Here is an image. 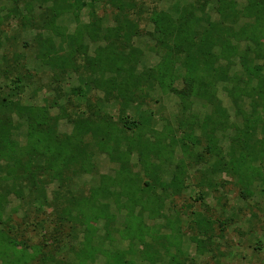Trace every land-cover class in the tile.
<instances>
[{"label":"trees","instance_id":"16d2710c","mask_svg":"<svg viewBox=\"0 0 264 264\" xmlns=\"http://www.w3.org/2000/svg\"><path fill=\"white\" fill-rule=\"evenodd\" d=\"M7 1L15 4L16 12H19L20 4L28 12L32 11V2L41 6L51 4L47 9L50 17L45 23L53 28L58 16L69 12L79 14L83 8H88L90 22L87 31L79 29L75 34L63 35L58 39L59 43L39 34L32 45H28L29 49H33L37 62L54 74L53 81L76 73L88 89L101 92L106 98L115 92L114 97L125 103L123 107L129 100L142 96L145 90L156 85L166 87L168 73L177 63L184 70L183 88L170 87L169 92L180 100H189L224 82L234 60H239L242 75L235 76L239 89L232 93L231 100L236 106L243 97L252 100L250 112L245 113L239 108V114L245 115L246 130L255 132L257 126L253 121L258 117L257 111L259 108L264 111V0H242V9H238L239 4L235 0H211L217 20H212L210 11H207L209 0L206 4L194 0L193 3L174 4L168 10H152V25L158 36L154 52L160 55V62L142 73L136 72L141 52L126 47L134 38L141 36L136 21L131 19L137 17L136 13H131L135 10L133 0ZM100 1L116 9L113 27L104 28L97 16L95 5ZM84 40L101 45H97L90 55ZM108 42L112 46L104 47ZM242 46H245L243 51ZM1 59L7 61L5 55ZM16 63L19 65L20 61ZM19 70L15 65L12 71L3 70L0 64V74L5 80V86L0 85V264H31L41 253V249L36 247H31V253L27 247L18 249L21 241L4 232L3 227L10 226V217L5 221L4 215L10 200L23 203L26 214L35 208V203L39 207L42 206L41 201L47 204L46 187L53 183L57 187L52 193V207L56 210L59 206L64 208L57 224L60 232L56 237L61 238L56 245L72 255L77 264H96L100 256L106 260L105 264H134L131 257L138 245L142 250L143 257H139L142 263L155 264L160 253L154 247L163 242L161 246L169 253L168 244L158 225L149 222L163 218L165 195L171 192L180 194L186 175L180 163L170 182L164 183L159 168L173 154L170 150L173 145L178 144L183 149L187 144L178 141L170 129L165 134L168 143L164 140L151 145L141 138L127 135L139 130L142 120L139 123L121 117L114 123L106 116L101 118L102 115L92 114L91 107L86 110H90L89 114L80 111L70 115L59 104L58 97L47 106L22 105L20 100L14 101L5 93V88L11 84L19 95L25 93L24 82L30 75ZM208 92L207 100L213 107V113L198 123L193 120L196 117H189L187 127L192 132L194 126L202 130L208 141L206 151L210 154L214 149L215 132L221 120H226V113ZM54 108L59 110V115L51 116ZM14 116L26 124L24 146L12 139ZM63 118L72 127L70 135H61L57 131L58 119ZM246 130L241 131V139L237 138L235 148L230 150L229 167L236 176L241 173L246 159V152L239 155L236 152L237 145L242 143L246 151L252 148V140ZM85 137H88L87 141ZM92 148L106 154L109 162L115 165L113 177L101 176L96 186L73 190L71 181H66L67 172L74 166L79 174L87 172L91 167ZM135 153L141 155L140 162L144 166L143 169L140 166L138 172L133 171L131 164ZM258 158L256 155L253 160L258 162ZM142 170L145 180H142ZM121 215L122 223L116 227L115 222ZM30 218L28 215L25 221ZM90 220L92 225L88 222ZM165 220L166 226L175 232L172 220ZM100 222L101 237L98 236L100 229H96ZM24 226L27 223L24 222ZM64 229L69 231L65 235ZM78 231H82V236H79L80 232L77 234ZM90 232H94L93 235ZM103 243L107 246L104 247ZM170 258L176 261L174 256ZM42 261L44 264L50 261L65 264L64 259L55 260L49 256H44Z\"/></svg>","mask_w":264,"mask_h":264},{"label":"rangeland","instance_id":"374dc122","mask_svg":"<svg viewBox=\"0 0 264 264\" xmlns=\"http://www.w3.org/2000/svg\"><path fill=\"white\" fill-rule=\"evenodd\" d=\"M200 1L206 4L208 0ZM235 1L239 4L238 9H242L244 2ZM186 2L193 3L194 0H133L135 10L131 13H136L137 17H131V19L136 21L141 36L134 38L130 44H126V47L127 49L136 48L141 52L136 68L137 73H142L160 62V55L154 52L157 48L158 36L152 25L151 11L168 10L174 4L182 5ZM50 6L51 4L41 6L37 2H32V11L28 12L20 4L19 12H16L15 4L0 0L1 67L3 70L6 68L12 71L15 65L20 72L23 70L22 73L30 75L29 80L24 82L26 88L22 96L17 90L14 91L12 84L9 88H5V93L14 101L20 100L22 105L32 107L47 106L58 97L59 104L70 115L86 111L88 107H91L92 114L102 115L101 118L106 116L114 123H117L121 117H127L130 121L139 123L142 120L140 129L128 132L127 135L141 138L142 141L150 142L151 145L164 140L168 143L165 134L172 129L176 139L186 143L187 147L182 149L180 145L175 144L170 148L173 154L164 161L165 163H161L160 177L164 183H169L180 163L183 164L186 175L184 188L180 194L175 195L171 192L165 195L163 218L149 222L158 225L160 233L168 244L169 253H166L165 248L161 246L163 242L154 247L160 253L155 264H264V111L261 108L257 111L258 117L255 118L258 120L253 121L257 126L255 132L247 131L244 127L245 115L239 114V108L249 113L252 100L243 97L237 106L231 100L232 93L238 92L239 89L235 76L242 75L239 60H234V65L230 68L224 82L216 84L212 90L209 92L207 90L206 94L189 100H180L169 92L170 87L178 90L183 88L184 70L177 63L168 73L169 81L166 87L156 85L153 89L145 90L142 96L133 101L129 100L123 107L125 103L114 97L115 92L106 98L103 93L88 89L76 73H69L60 77L58 81L56 80L57 82L53 81L54 74L37 62L33 49H29L28 46L32 45L37 35L41 34L43 38L49 37L59 43L58 39L63 35L75 34L79 29L82 31L89 29L88 8H83L79 14L69 12L58 16L54 28L47 25L45 22L50 17L47 9ZM207 7L212 20H217L211 0L208 1ZM95 11L104 28L114 26L113 19L117 13L115 8L100 1L95 5ZM25 22L28 23L25 24ZM83 44L88 47L90 55L97 45H101V43L94 45L88 40H84ZM111 46L110 42L104 45L108 48ZM244 48L245 46H242L241 51ZM3 55L7 59L6 62L1 59ZM19 61L20 64L17 65L16 62ZM4 81L0 74L2 87L5 86ZM207 92L209 97L212 96L218 104H221L220 107L226 113V120H221L215 132L214 149L210 154L206 151L208 141L202 130L194 126L192 132L187 127L189 117H196L193 120L198 123L213 113V107L207 100ZM89 111L86 113L89 114ZM59 113L57 108L51 110V116H57ZM13 125L12 139L24 146L26 124L14 116ZM245 130L252 140L250 144L252 148L246 151L242 143L237 145L236 152L238 155L246 152V159L241 173L236 176L229 167L230 150L235 148L237 138H240L241 131ZM57 131L61 135H70L72 127L65 118L58 119ZM85 139L87 141L88 137ZM90 152L91 167L87 172L79 174L75 166L67 172L66 181H71L73 190L96 186L101 176L113 177L115 165L109 162L107 155L96 148H92ZM256 155L259 156L258 162L253 160ZM140 159L139 153L132 155L131 164H133L134 172L140 171V166L142 169L144 167ZM72 172L74 174H71ZM144 175L142 170V180L146 179ZM56 187V183L48 184L46 187L48 203L41 201V207L36 206L35 203V208L29 209V214H26L23 203L15 200H10L6 207L4 220L10 217V226L3 229L5 233L8 232L10 236L21 241L18 249L27 247L30 253L31 247L41 249V253L36 255V259L31 264H44L42 261L44 256L55 260L64 259L65 264H77L72 255H68L65 249L56 245L61 238V236L56 237V234L60 232L57 230V224L61 217L60 213L64 210L63 206H59L57 210L52 207L54 204L52 193ZM28 215L31 218L25 221ZM165 218L172 220L175 232L166 226ZM122 219V215L118 217L115 222L116 227L121 225ZM24 222L27 223L26 227ZM88 222L91 225L93 223L92 220ZM99 224L95 226L97 230L100 229L101 233L98 236L101 237L102 223ZM68 232L64 229L63 235ZM81 232L79 236H82ZM93 233L90 232V235ZM96 241L99 240L96 239ZM103 244L104 247L107 246ZM121 247L125 248V246ZM134 250L136 253L131 257L134 264H147L139 259L143 257L140 245ZM170 256H174L177 262L175 260L173 262ZM105 263L106 260L100 256L96 264ZM47 264L56 263L50 261Z\"/></svg>","mask_w":264,"mask_h":264}]
</instances>
